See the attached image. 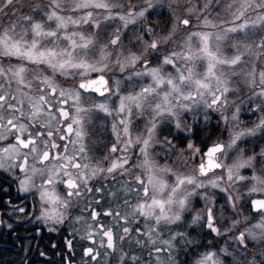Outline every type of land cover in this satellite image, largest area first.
<instances>
[{"label":"snow or ice","instance_id":"obj_1","mask_svg":"<svg viewBox=\"0 0 264 264\" xmlns=\"http://www.w3.org/2000/svg\"><path fill=\"white\" fill-rule=\"evenodd\" d=\"M17 2L2 0L0 11ZM125 3L127 11L123 10ZM163 3L164 0H143L144 6L138 7L133 0H48L43 6H33L28 14L22 13V21L0 28V170L23 174L17 177L20 189L37 194V219L50 223L49 231H57V226L63 225L71 210L80 208L81 203V211L88 209L93 203L92 194L102 190L94 188L93 181L117 180L132 169L138 170L134 181L138 187L127 180L117 181L124 193L122 207L103 212L93 208L90 219L97 223L94 227L85 221L81 239L115 252L117 239L130 240L136 234L140 239L135 244L147 248L156 264H172L174 249L186 236L173 226L184 220L191 198L198 196L209 204L203 214L192 218V223L203 220L204 226L217 236L239 230L238 218L225 224L223 230L217 226L211 206L214 197L200 190L214 189L225 194L233 210L240 199L237 196L234 200L232 194L237 183L250 179L253 183L247 195L264 194V175L256 174V164L264 172V149L244 157V149L238 145L264 132V115L251 127L241 128L239 105L230 117L223 114L235 103L229 93L238 91L232 86V77L236 76L251 90L248 100L254 101L256 107L250 110L264 113V69L257 71L252 61L243 74L225 70V66L234 69L244 56L264 57V51H256L264 50V0H185V11L194 21L176 17L167 35L148 42L137 36L135 40L143 44L141 50L125 51L121 40L124 31ZM193 22L217 31L189 30L178 49L161 56L159 49L176 43L172 41L176 28L182 25L187 29ZM141 31L147 35L153 32L150 27ZM101 37L106 39L102 41ZM225 41L236 49L235 54H224ZM153 53L156 62L150 66L147 57ZM137 65L139 71L135 70ZM128 69L133 71L122 75V79L147 77L148 83L123 94L120 79L114 81L113 87L108 86L105 73L124 74ZM92 73L101 75L91 78ZM58 78L71 83L79 79L80 83L74 88L63 87ZM90 92L104 99L92 101L84 95ZM200 107L222 112L230 127L228 142H217L203 152L189 143L191 156L178 164L186 167V172L161 165L152 151L162 143L157 138L161 124L167 121L180 128L182 113ZM97 112L111 118L114 142L107 154L93 161L85 139ZM164 139L171 150L172 142ZM233 149L236 159L225 164L227 150ZM193 160L198 163L193 165ZM242 168H252L253 175H241ZM221 169L224 175L217 172ZM250 205L264 218V199H252ZM101 215L113 217L123 234L117 236L113 227L100 224ZM82 219L75 217L77 224ZM142 221L143 228L131 227ZM97 235L101 237L99 241L93 239ZM232 239L244 249L249 240L264 244V219L246 225ZM68 247L71 249V241ZM221 251L228 254L227 249ZM84 255L95 260L98 254L94 255L89 247ZM128 259L138 264L140 257L130 254ZM195 264L222 262L216 252L208 251Z\"/></svg>","mask_w":264,"mask_h":264},{"label":"rangeland","instance_id":"obj_2","mask_svg":"<svg viewBox=\"0 0 264 264\" xmlns=\"http://www.w3.org/2000/svg\"><path fill=\"white\" fill-rule=\"evenodd\" d=\"M48 0H18L17 3L5 8L4 11H0V16H9L15 15L11 18L7 24H3L1 28L7 27L9 24L14 22L22 21V13L28 14L31 11L33 6H43ZM123 2V0H122ZM202 2V0H201ZM2 3V0H0ZM133 3H136L138 7H143V0H133ZM155 3V0H154ZM170 5V7H169ZM127 11V4L123 9ZM7 13V15L5 14ZM14 13V14H13ZM176 17L181 19L188 18L190 21H194V18L190 16L185 11V0H164L163 5H157L153 8L150 14H147L146 18L142 21H139L136 25H130L127 30L124 31L121 36V40L124 45V50H131L133 52H139L143 47V44L140 41L135 40V37L140 36L145 42L150 41L153 38H158L160 36L167 35L170 30L173 28V22ZM151 28L153 30L151 35H147L141 29ZM191 31H217V29H206L198 26L196 22L190 24L189 28H185L180 25L176 28L175 32L172 35V41H175V44L165 45L163 48L159 49L158 52L161 56L167 55L174 48L178 49L179 45L183 41V36L187 35V32ZM243 35V34H237ZM258 35V34H257ZM182 38V41H180ZM105 37H101L103 41ZM224 54L226 56H231L235 54L236 49L231 47L228 41L224 42ZM243 45L241 46V51H243ZM257 52L264 51L256 49ZM155 53L147 57L150 66L153 65L155 61ZM244 61H248V64L245 65ZM252 61H255V66L257 71L264 69V57L256 58L253 56H244L240 64L236 65L234 69H228L225 66L226 71L235 70L243 74L252 66ZM137 71L140 70V66L137 65ZM133 69H128L127 72L121 74L120 72H108L105 73V77L109 80V87L114 86V81L117 79L121 80L120 91L121 93L137 91L140 84L148 83L147 77H141L139 79L133 77V79L126 80L122 79L123 76H127L128 73L132 72ZM51 75V73H48ZM101 75V73H92L91 77L96 75ZM79 79H76L75 83L77 84ZM233 87L238 89L237 92H230L229 97L235 103L227 108V111L224 112V115L231 116L235 107L239 105L240 107V127L246 128L251 127L257 122L260 116L264 113L257 111H251L250 109L255 108V102H249L247 99L251 94V90L245 85L240 76L232 77ZM59 84L63 87L74 88L75 83H71L63 78H58ZM135 83L136 87L133 86ZM78 86V85H77ZM85 96H88L92 101H102L104 97L99 95H94L91 97L90 93H84ZM116 98L112 97L114 101ZM243 100V103H241ZM110 122L111 118L105 116L103 113L97 112L94 113V118L91 123L88 125V136L85 139V144L89 149V155L92 157L93 161L107 154V150L110 149L113 141L111 131H110ZM136 123H143V121H137ZM181 126L177 128L175 123H168L165 121L161 124L158 131V140L162 143L157 144L153 148V158L158 161L161 165L167 164L171 166L174 170L178 172H186V167L178 166L179 162L182 159H185L191 156V150L187 148L189 143L193 144L195 147L205 151L206 148L210 145H213L217 142L227 143L230 136V127L226 124L222 118L221 111H214L200 107L194 109L193 112H185L181 115ZM167 140L172 142L174 147H171L165 141ZM238 145L244 149L243 155L247 157L252 155L253 152H259L261 149H264V132L259 133L256 137H248L247 139L238 142ZM115 155V154H113ZM236 159L235 150H227L226 157L224 159L225 164H232ZM259 159V157L257 158ZM198 163V160H193L192 164L195 165ZM107 165V161H105ZM221 175H224V170H217ZM138 174V170L132 169L130 174L124 177H117V180H97L93 181L94 188L101 187L100 192H94L92 194L93 202L99 200L100 203H92L86 211H81L80 208L84 207V204L81 203L80 208H73L71 210L70 216L65 220L63 225L57 226V231H51L54 234H62L61 245L63 250H70L68 247V242L71 241V260L76 259L75 264H133L131 260L128 259V255L135 254L140 257L138 264H156L155 258L150 257L148 254L147 248H140L135 244L137 239H140L139 236L133 234L130 240L121 241L116 240V251L103 248L99 246V243L93 244L91 240L81 239V236L84 234V224H92L94 227L97 222L91 221L90 212L95 208L98 212H103L109 210L110 207H122L124 193L120 183L117 181L127 180L133 182V186L138 187L134 184L135 175ZM240 174L251 177L253 175L252 168H242L240 169ZM256 174L264 175V172L261 171L260 165L256 164ZM209 175H212L211 173ZM168 180H171L172 177H167ZM202 179H207L202 177ZM226 179V177H225ZM253 182L249 179L246 181L239 182L235 185V191H232L233 199L235 200L237 196L240 199L237 201L236 209L233 210L230 205L226 202V196L223 193H219L214 189H202L200 191L208 192L214 197V202L211 205L213 207V215L217 221V226L223 230L225 224H230L233 218H238L241 223L239 225V230H242L246 225H254L261 222L262 218L259 215L251 213L250 201L255 197H263L264 194H253L251 196L247 195V190ZM226 186V185H225ZM29 193V192H28ZM36 194L35 192H32ZM134 199V198H133ZM37 205L39 207L38 216L40 215V204L38 197L36 199ZM209 204L199 198L198 196L191 198L190 210L185 213L184 220L176 226H173L177 231H182L186 234L183 241H181L178 246L174 249V256L172 264H183V260H186L188 264H195V261L203 255L205 252L214 251L218 254L219 259L222 264H263L264 262V244H261L258 241H247V249L242 248L238 243L232 239L234 235H238V231L229 232L224 236H217L215 233L210 232V230L204 226V221L201 220L197 223H192V218L197 214H203ZM83 217L79 224L76 223L75 217ZM245 217H248V220L245 221ZM71 221V222H70ZM40 223L44 224L48 229L52 226L50 223L43 222L39 220ZM99 223L107 226L113 227L114 233L119 236L122 235V228H120L113 217L101 215L99 218ZM122 223V222H121ZM203 223V226H202ZM131 227L135 229L136 227H144L143 221L140 225L132 224ZM66 229L68 232H66ZM76 230V231H74ZM99 232V228L95 229ZM70 231V233H69ZM93 239L99 241L100 236H95ZM204 239V240H203ZM190 241V243H186ZM93 248V254L97 255V259L93 260L89 256L84 255L86 248ZM221 249H227V255H225ZM107 253V255H105ZM124 256L123 261H121V256Z\"/></svg>","mask_w":264,"mask_h":264},{"label":"flooded vegetation","instance_id":"obj_3","mask_svg":"<svg viewBox=\"0 0 264 264\" xmlns=\"http://www.w3.org/2000/svg\"><path fill=\"white\" fill-rule=\"evenodd\" d=\"M14 16H0V28ZM74 87H78L76 83ZM22 176L18 171L0 170V259L12 255L22 264H75L77 260H71L72 250H63L60 236L37 219L38 196L20 189L17 177Z\"/></svg>","mask_w":264,"mask_h":264},{"label":"trees","instance_id":"obj_4","mask_svg":"<svg viewBox=\"0 0 264 264\" xmlns=\"http://www.w3.org/2000/svg\"><path fill=\"white\" fill-rule=\"evenodd\" d=\"M186 37V36H185ZM185 37H183V38H185ZM257 66V65H256ZM258 67V66H257ZM94 184L95 183H93V186H94ZM94 203V202H93ZM202 226H203V223H202ZM66 232H68L67 231V229H66ZM59 236H60V238H62V234H58ZM57 239H58V237H57ZM204 240V239H203ZM58 246H59V249H60V244H59V240H58ZM61 247L63 248V246L61 245ZM68 255V254H67ZM6 258V259H5ZM6 260V261H5ZM9 260H11L12 261V264H22V262L21 261H18V259H17V257H14L13 258V256L12 255H7V256H5L4 258H1L0 259V264H10L9 262ZM183 260V264H188L187 262H186V260H184V259H182ZM8 261V262H7ZM56 261H57V259H56ZM50 264H51V262H50ZM263 264H264V262H263Z\"/></svg>","mask_w":264,"mask_h":264},{"label":"water","instance_id":"obj_5","mask_svg":"<svg viewBox=\"0 0 264 264\" xmlns=\"http://www.w3.org/2000/svg\"><path fill=\"white\" fill-rule=\"evenodd\" d=\"M98 77V76H97ZM211 146V145H210ZM209 147V146H208ZM207 149V148H206ZM206 151V150H205ZM255 199H264V198H262V197H258V198H255ZM252 210V209H251ZM253 212V211H252ZM253 213H255V212H253ZM255 214H257V213H255Z\"/></svg>","mask_w":264,"mask_h":264}]
</instances>
